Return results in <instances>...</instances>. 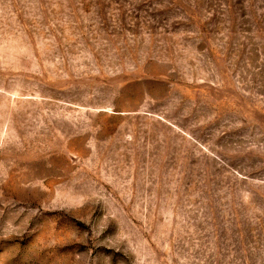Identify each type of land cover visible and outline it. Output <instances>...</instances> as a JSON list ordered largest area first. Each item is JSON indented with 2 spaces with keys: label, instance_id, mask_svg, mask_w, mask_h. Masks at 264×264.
<instances>
[{
  "label": "rangeland",
  "instance_id": "obj_1",
  "mask_svg": "<svg viewBox=\"0 0 264 264\" xmlns=\"http://www.w3.org/2000/svg\"><path fill=\"white\" fill-rule=\"evenodd\" d=\"M0 264H264V0H0Z\"/></svg>",
  "mask_w": 264,
  "mask_h": 264
}]
</instances>
